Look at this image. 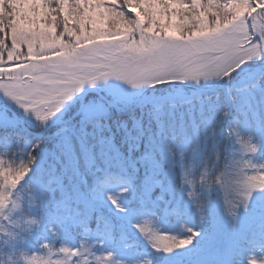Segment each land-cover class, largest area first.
<instances>
[{"label": "snow or ice", "instance_id": "6c2138e0", "mask_svg": "<svg viewBox=\"0 0 264 264\" xmlns=\"http://www.w3.org/2000/svg\"><path fill=\"white\" fill-rule=\"evenodd\" d=\"M4 264H264V0H0Z\"/></svg>", "mask_w": 264, "mask_h": 264}, {"label": "clouds", "instance_id": "9594fccd", "mask_svg": "<svg viewBox=\"0 0 264 264\" xmlns=\"http://www.w3.org/2000/svg\"><path fill=\"white\" fill-rule=\"evenodd\" d=\"M0 264H4V261L2 258H0Z\"/></svg>", "mask_w": 264, "mask_h": 264}]
</instances>
